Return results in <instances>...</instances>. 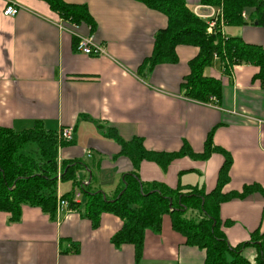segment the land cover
Here are the masks:
<instances>
[{"label": "crops", "instance_id": "0c3cea01", "mask_svg": "<svg viewBox=\"0 0 264 264\" xmlns=\"http://www.w3.org/2000/svg\"><path fill=\"white\" fill-rule=\"evenodd\" d=\"M4 1L19 9L13 17L0 15V128L20 132L40 127L55 133L71 128L72 141L57 146L56 173L62 161L79 162L84 168L76 179L110 198L122 175L134 170L115 138L140 139L146 151L158 154L186 147L201 155L210 136L205 159L179 153L165 167L143 160L135 170L139 180L209 193L226 153L230 166L223 193L250 185L264 189V89L255 79V66L224 70L213 57L203 76L218 80L220 96L199 103L181 88L197 48L177 46V64L140 68L151 54L154 33L165 26L162 14L133 0H63L85 4L94 20V38L106 54L90 57L75 51V37L59 29V18L45 2L0 0V8ZM185 1L196 15L207 16L213 8L199 0ZM226 27H235L230 29L237 35L233 37L264 49V28L221 23L225 37ZM78 33L87 35L88 26H79ZM82 204L71 211L55 209L51 217L24 205L14 222L0 212V264L205 263V252L187 245L168 215L158 233L144 232L135 260L131 245L115 247L111 242L122 221L102 213L93 225ZM218 218L227 222L221 230L229 246L249 242L256 230L264 231V197L254 192L224 202ZM241 256L253 263L256 249L246 247Z\"/></svg>", "mask_w": 264, "mask_h": 264}, {"label": "trees", "instance_id": "16d2710c", "mask_svg": "<svg viewBox=\"0 0 264 264\" xmlns=\"http://www.w3.org/2000/svg\"><path fill=\"white\" fill-rule=\"evenodd\" d=\"M61 20L88 26L91 32L95 23L85 4H71L63 0H41ZM149 10L165 16V26L153 35L151 54L140 68L151 70L159 64H177V46L197 48V54L187 63L188 74L181 82L185 96L199 103H206L211 96H220L218 80L203 76V70L211 65L213 56L224 65V70L233 65H251L258 69L255 79L264 87V49L244 42L238 37H225L217 21L211 33L207 32L206 22L190 10L185 0H133ZM203 6L219 9L223 23L227 26H253L264 28V0H199ZM244 13V17H242ZM74 49L76 41L74 43ZM133 164L131 173L123 174L112 197L91 189L90 182L82 187L85 201L82 212L93 225L102 213L117 216L122 225L111 238L113 246L131 245L138 260L146 230L158 233L161 220L168 215L172 229L186 239V244L205 252L204 264H251L241 256L244 248L256 249L254 264H264V231L256 230L249 242L229 246L221 228L227 222L218 218L220 204L232 199H240L254 192L264 197V189L258 185L245 186L242 191L223 193L222 188L228 180L230 159L225 153L217 183L209 193L195 188L168 189L159 183H142L135 170L143 160L154 161L162 167L180 154L205 159L210 152V136L204 143L201 155L190 153L186 147L171 155L146 151L140 139L122 141L115 138ZM34 144L38 158L34 159L21 150L27 144ZM63 144H68L61 142ZM56 133L44 131L40 127L13 132L0 128V212L9 215V220L18 221L21 207L34 206L50 217L56 209ZM186 148V149H185ZM84 165L79 162L62 161L60 182L69 181L72 187L78 182L77 172ZM185 190V191H183ZM70 201V192L61 196ZM70 206L74 209L78 205ZM188 213H198V218H188Z\"/></svg>", "mask_w": 264, "mask_h": 264}, {"label": "built area", "instance_id": "2783aa9c", "mask_svg": "<svg viewBox=\"0 0 264 264\" xmlns=\"http://www.w3.org/2000/svg\"><path fill=\"white\" fill-rule=\"evenodd\" d=\"M19 6L11 1H4L2 7L0 8V15L3 17H13L18 12ZM202 18L207 24V32L211 33L216 26L218 21L220 24L223 23L222 14L219 9H211V12L207 16L197 15ZM244 17V13H242ZM58 27L63 31L69 32L76 39L75 51L77 53L90 56V57H101L104 56L105 50L94 38L93 32H91L90 27H88L89 33L85 36L78 33L79 25L73 24L59 19ZM217 58V56H213ZM264 89V87H263ZM57 141L70 143L72 141V130L71 128H63L58 133H56ZM56 179L59 183L60 181V170L56 173ZM88 185L86 181H78L75 186L72 187L70 191V201L68 199L57 197L56 199V210L62 211V209H67L68 211L74 210L70 206V203L73 205H80L82 197V187Z\"/></svg>", "mask_w": 264, "mask_h": 264}, {"label": "rangeland", "instance_id": "374dc122", "mask_svg": "<svg viewBox=\"0 0 264 264\" xmlns=\"http://www.w3.org/2000/svg\"><path fill=\"white\" fill-rule=\"evenodd\" d=\"M231 28H235V27H230V28L226 27V29H225V33H226L227 37L237 36V35H235V30H232V32H230ZM58 145L60 146V145H62V143L60 142ZM21 153L27 154L28 156H30L31 158H34V159L38 158L37 148L34 144H31V143L25 145L24 148L21 150ZM59 181H61V180H59ZM71 190H72L71 183L69 181H66V182L57 184L56 190L54 192H55L56 197H61L64 194L70 192ZM82 199L85 201V197L83 195L81 197V202L84 203V201ZM188 214H189L188 218H192V219L198 218V213H192V214L188 213ZM251 264H254V262Z\"/></svg>", "mask_w": 264, "mask_h": 264}]
</instances>
